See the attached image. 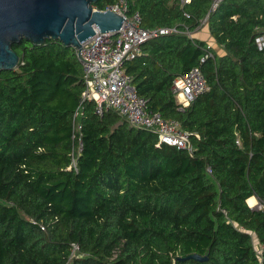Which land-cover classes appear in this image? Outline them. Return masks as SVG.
<instances>
[{
  "label": "trees",
  "instance_id": "16d2710c",
  "mask_svg": "<svg viewBox=\"0 0 264 264\" xmlns=\"http://www.w3.org/2000/svg\"><path fill=\"white\" fill-rule=\"evenodd\" d=\"M126 1L141 26L179 29L123 69L193 150L92 101L77 113L74 49L13 43L18 63L0 71V264H264V0ZM204 19L219 54L192 36ZM192 66L208 90L179 109L172 80Z\"/></svg>",
  "mask_w": 264,
  "mask_h": 264
},
{
  "label": "built area",
  "instance_id": "2783aa9c",
  "mask_svg": "<svg viewBox=\"0 0 264 264\" xmlns=\"http://www.w3.org/2000/svg\"><path fill=\"white\" fill-rule=\"evenodd\" d=\"M189 1L179 0L181 5ZM219 1L212 0L211 7L215 8ZM102 10H111L122 16V24L118 29L107 32H101L93 25L94 33L74 49L81 66L84 85L77 113L84 101H92L97 115H102L106 110H114L130 125L153 131L157 137V145L164 143L191 152L193 146L188 139V132L181 128L176 119L165 118L159 111L150 109L147 100L137 93L131 77L123 69L124 62L140 54L143 43L160 35L179 32V29L176 26H141L139 12L129 14L126 0H113ZM184 14L188 16L187 13ZM204 23L205 19L201 21V25ZM184 32L190 35L187 28ZM254 42L258 49L264 48V32L258 34ZM207 56L211 57L212 53L207 51L201 60ZM207 90L208 86L198 66H192L172 80V91L179 109L188 106L198 94ZM72 163L74 165L73 158ZM206 170L209 172V167ZM257 203V208H261V204ZM32 223L35 224L36 221L32 220ZM38 225L43 229L41 224ZM76 248L73 245L72 252Z\"/></svg>",
  "mask_w": 264,
  "mask_h": 264
},
{
  "label": "water",
  "instance_id": "95a60500",
  "mask_svg": "<svg viewBox=\"0 0 264 264\" xmlns=\"http://www.w3.org/2000/svg\"><path fill=\"white\" fill-rule=\"evenodd\" d=\"M97 0H0V71L16 67L19 57L12 44L27 40L35 45L58 39L78 48L94 33L118 29L122 16L94 8ZM188 257L200 259L196 254Z\"/></svg>",
  "mask_w": 264,
  "mask_h": 264
},
{
  "label": "crops",
  "instance_id": "0c3cea01",
  "mask_svg": "<svg viewBox=\"0 0 264 264\" xmlns=\"http://www.w3.org/2000/svg\"><path fill=\"white\" fill-rule=\"evenodd\" d=\"M192 36L193 37H196V38H199V39H203L205 40L209 45H211L215 51L219 54L222 52L221 48L219 46H217L214 42H213V39L210 37L209 35V32L207 30V28L205 26H201L200 28L198 27L195 31L192 32ZM250 197H253L255 199V202H257V198L255 196H250ZM250 197H248L247 199H249ZM247 199H246V202H247ZM247 204L250 206V207H254L255 206V203L253 205L249 204L247 202Z\"/></svg>",
  "mask_w": 264,
  "mask_h": 264
},
{
  "label": "bare ground",
  "instance_id": "6f19581e",
  "mask_svg": "<svg viewBox=\"0 0 264 264\" xmlns=\"http://www.w3.org/2000/svg\"><path fill=\"white\" fill-rule=\"evenodd\" d=\"M247 202L253 205L255 203V199L253 197H250L249 199H247Z\"/></svg>",
  "mask_w": 264,
  "mask_h": 264
},
{
  "label": "rangeland",
  "instance_id": "374dc122",
  "mask_svg": "<svg viewBox=\"0 0 264 264\" xmlns=\"http://www.w3.org/2000/svg\"><path fill=\"white\" fill-rule=\"evenodd\" d=\"M201 26H204V25H201ZM201 26H200V27H201ZM200 27H199V28H200ZM73 49H74V48H73ZM257 202H258V201H257ZM257 202H255V206H256V204H258ZM256 208H257V206H256Z\"/></svg>",
  "mask_w": 264,
  "mask_h": 264
}]
</instances>
